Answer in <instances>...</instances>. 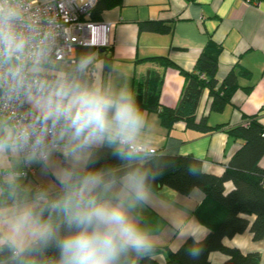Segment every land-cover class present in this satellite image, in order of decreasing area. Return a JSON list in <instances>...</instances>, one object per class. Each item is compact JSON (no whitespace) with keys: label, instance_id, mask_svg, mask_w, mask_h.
Here are the masks:
<instances>
[{"label":"clouds","instance_id":"9594fccd","mask_svg":"<svg viewBox=\"0 0 264 264\" xmlns=\"http://www.w3.org/2000/svg\"><path fill=\"white\" fill-rule=\"evenodd\" d=\"M48 62L20 0H0V90L31 105L26 121L0 115V264H139L156 248L144 212L167 167L155 124L127 82L87 78L94 53L71 74L49 76ZM34 165L51 181H28ZM188 240L195 261L201 235Z\"/></svg>","mask_w":264,"mask_h":264},{"label":"crops","instance_id":"0c3cea01","mask_svg":"<svg viewBox=\"0 0 264 264\" xmlns=\"http://www.w3.org/2000/svg\"><path fill=\"white\" fill-rule=\"evenodd\" d=\"M253 1L120 0L115 6L102 10L94 20L110 26L108 53L112 58L110 68L105 69L102 57L98 56L95 78L101 76L116 84L127 82L134 92L138 83L147 81L150 72L158 69L163 75L160 101L167 106H176L184 84L183 72L194 70L201 50L212 41L220 46L217 81H223L234 68L238 72L239 87L222 110L210 109V97L205 89L197 115L205 113L210 125L228 123L234 126L252 115L264 124V0ZM146 20L168 24L171 31H140L139 23ZM151 56H167L173 65L162 68L154 61L139 60ZM30 112L28 102L29 115ZM146 113L155 124V140L160 152L192 155L201 159L202 168L208 173L221 174L242 144L224 130L203 133L187 128L183 121H177L167 129L155 111ZM259 164L264 166V155ZM31 168L33 173H28V181L33 185L51 181V177L41 174L38 165ZM231 187V183L225 186L226 190ZM203 196L199 189H193L187 195L167 186L153 191L152 206L144 215L157 229L156 247L160 250L154 256L158 264H167V251L177 250L186 234L196 232L201 238L206 235L208 229L193 215ZM224 242L243 252L258 251L264 261V239L254 241L249 230ZM225 258L217 251L209 254L212 264H220Z\"/></svg>","mask_w":264,"mask_h":264},{"label":"trees","instance_id":"16d2710c","mask_svg":"<svg viewBox=\"0 0 264 264\" xmlns=\"http://www.w3.org/2000/svg\"><path fill=\"white\" fill-rule=\"evenodd\" d=\"M120 0H97L91 12V19L96 20L102 10L115 6ZM140 31L169 33L171 27L161 21L146 20L139 23ZM110 47V46H109ZM108 47H81L77 51V59L83 52H92L96 59L101 56L103 68L109 69L111 56ZM220 46L209 41L201 50L193 71H185L184 84L176 106H167L160 101V90L163 75L158 69L150 72L148 80L134 87V94L141 108L155 111L161 124L167 129L177 121H183L187 128L209 133L224 130L233 138L242 141L229 160L228 166L219 174L205 172L202 161L192 155L162 153V163L167 167L153 184V191L167 186L176 192L187 195L193 189L203 193L202 201L195 207L193 215L207 229L201 238L203 252L197 260L186 254L191 240L182 242L175 251H167V264H212L209 260L211 252H220L225 260L220 264H264L258 251L243 252L238 247L225 244L224 240L249 230L254 241L264 239V166L259 159L264 155V124L257 116H246L238 125L228 123L210 125L207 116L197 115V109L203 91L208 90L210 109L222 110L230 103L233 92L239 87L238 72L232 69L220 83L215 74L217 71V55ZM139 60H151L159 67L173 65L167 56H151ZM95 64L90 66L87 78L94 79ZM238 70V69H237ZM74 70L68 71L73 73ZM112 158L105 157L101 164L115 163ZM189 163H195L200 169L199 175L191 176L186 169ZM227 183L231 188L226 190ZM154 253L145 256L139 264H158Z\"/></svg>","mask_w":264,"mask_h":264},{"label":"built area","instance_id":"2783aa9c","mask_svg":"<svg viewBox=\"0 0 264 264\" xmlns=\"http://www.w3.org/2000/svg\"><path fill=\"white\" fill-rule=\"evenodd\" d=\"M96 2L97 0H20L24 15L30 21H35L38 39L47 50L49 76H54L59 71L68 73L74 70L79 48L109 46V24L91 19V11ZM58 62L61 63L62 70L56 68ZM0 115L26 121L30 118L27 97L23 93L9 97L0 90ZM27 172L32 174L33 169L29 168Z\"/></svg>","mask_w":264,"mask_h":264},{"label":"rangeland","instance_id":"374dc122","mask_svg":"<svg viewBox=\"0 0 264 264\" xmlns=\"http://www.w3.org/2000/svg\"><path fill=\"white\" fill-rule=\"evenodd\" d=\"M109 46H110V42H109ZM61 67V63L60 62H58L57 64H56V68H60ZM59 70H62V68H60ZM59 72H61V71H59Z\"/></svg>","mask_w":264,"mask_h":264}]
</instances>
